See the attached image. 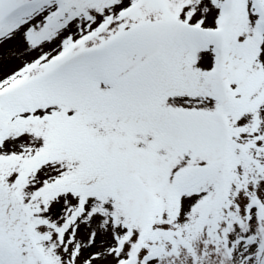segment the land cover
I'll return each mask as SVG.
<instances>
[{"label":"snow or ice","instance_id":"6c2138e0","mask_svg":"<svg viewBox=\"0 0 264 264\" xmlns=\"http://www.w3.org/2000/svg\"><path fill=\"white\" fill-rule=\"evenodd\" d=\"M0 264H264V0H0Z\"/></svg>","mask_w":264,"mask_h":264}]
</instances>
